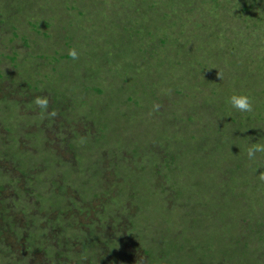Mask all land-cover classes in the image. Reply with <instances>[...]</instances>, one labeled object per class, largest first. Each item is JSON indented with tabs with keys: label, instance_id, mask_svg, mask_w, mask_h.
Instances as JSON below:
<instances>
[{
	"label": "rangeland",
	"instance_id": "374dc122",
	"mask_svg": "<svg viewBox=\"0 0 264 264\" xmlns=\"http://www.w3.org/2000/svg\"><path fill=\"white\" fill-rule=\"evenodd\" d=\"M254 143L264 0H0V264H264Z\"/></svg>",
	"mask_w": 264,
	"mask_h": 264
},
{
	"label": "trees",
	"instance_id": "16d2710c",
	"mask_svg": "<svg viewBox=\"0 0 264 264\" xmlns=\"http://www.w3.org/2000/svg\"><path fill=\"white\" fill-rule=\"evenodd\" d=\"M38 209H40L39 210V214L37 213V215L33 218V220H35V219H38L39 221L43 220L44 224H42L40 226V228H39V230H37V232L33 233V226H34L33 225V220H31V223H25L27 225V227H25V228L20 227V226H16L15 230L11 231L12 230V228H11V230L9 232H7L9 234V236L11 235V232L14 234V236L11 237L12 239L17 237L18 239L22 240V242L20 243V246L25 248V251H27V249L29 250L31 248L35 249V248H37V246L41 247L42 245H45L44 242H46L47 247H49V246H51V244L49 243V241H51V240L52 241H60V243H62L63 242L62 239H64L67 236V234H71L73 232V230L71 229V226L69 225L70 223H68L66 225V222L64 221V217L68 216L66 210L60 211V215L61 216L59 217V221L56 224H52L51 223V215H53V213H56L57 211L55 212V210L52 209L51 211L53 213H51L50 211H47V210H45V213H43V212H41V211H43L41 208H38ZM71 211H72V209H71ZM66 221H67V219H66ZM59 224H64V226H65L64 230L56 228L55 225H59ZM67 227H68V230L71 231V233L66 231ZM22 231L25 232V235L23 234L24 236L22 235V237H21L20 236L21 235L20 232H22ZM40 231H45V233H46L44 235V240H39L38 234H39ZM60 235H61V237H60ZM35 236L37 238L36 239L37 242L38 243L42 242V243L34 244L32 242V240H33V238ZM2 238L3 237L0 238L1 241H2ZM81 245H82V248L84 249L83 252H85L86 247H88L90 244L89 243H85V241H84V242L81 243ZM46 252L50 253V250L47 248ZM83 252H81V254H83ZM81 264H84V263H81Z\"/></svg>",
	"mask_w": 264,
	"mask_h": 264
},
{
	"label": "clouds",
	"instance_id": "9594fccd",
	"mask_svg": "<svg viewBox=\"0 0 264 264\" xmlns=\"http://www.w3.org/2000/svg\"><path fill=\"white\" fill-rule=\"evenodd\" d=\"M69 55L73 58H77V52L75 49L70 50ZM230 102L232 106L236 109H239L242 112H250L252 111V105L250 103L249 97L246 95H233L230 97ZM36 103L41 105L42 107H46L47 100L37 98ZM264 152V144L254 143L247 150V155L250 160H254L256 158V153ZM260 179L264 180V174L260 175Z\"/></svg>",
	"mask_w": 264,
	"mask_h": 264
}]
</instances>
